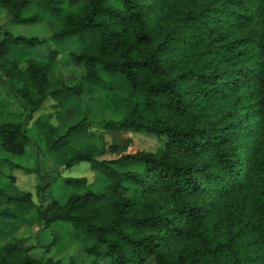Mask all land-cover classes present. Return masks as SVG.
Returning a JSON list of instances; mask_svg holds the SVG:
<instances>
[{
  "label": "trees",
  "instance_id": "1",
  "mask_svg": "<svg viewBox=\"0 0 264 264\" xmlns=\"http://www.w3.org/2000/svg\"><path fill=\"white\" fill-rule=\"evenodd\" d=\"M0 9L13 24L52 29L0 37V77L21 107L0 100V152L24 156L45 102L64 105L86 85L107 92L103 128L163 140L106 158L115 144H75L90 134L87 116L65 130L39 116L48 152L67 167L89 163L107 183L66 177L65 197L42 206L1 170L34 169L0 155V264H87L32 253L71 242L89 264H264V0H0ZM68 39L78 47L69 60L85 70L74 84L50 46ZM41 45L48 52L36 57ZM53 180L39 185L41 203ZM35 223L52 231L49 242ZM21 226L37 243H25Z\"/></svg>",
  "mask_w": 264,
  "mask_h": 264
},
{
  "label": "rangeland",
  "instance_id": "2",
  "mask_svg": "<svg viewBox=\"0 0 264 264\" xmlns=\"http://www.w3.org/2000/svg\"><path fill=\"white\" fill-rule=\"evenodd\" d=\"M10 19L11 15L9 11L0 9V37H3L7 31L16 35L39 37H48L52 33V29L45 22L39 24H13L10 22ZM50 46L54 49H59L62 55H64V57L62 56L63 58L61 57L58 70L61 79L65 83L74 84L76 81L85 79L83 66H78L69 60V51L78 52L76 39H68L60 43L50 41ZM35 52L36 57H44L48 52V47L47 45H41ZM106 93L104 88L95 87L91 89L89 85H86L82 96L72 98L64 105L58 104L53 98H49L42 109L34 115L33 120L28 124L34 138V143L31 144L27 153L24 156H15L0 152V155H6L11 161L34 170L28 172L25 169H11L8 165H5L1 168L4 176L12 175L14 178L13 185L20 191L31 192L34 195V201L42 206H45L53 196L65 197L66 189L64 188L63 180L66 177L85 176L88 178L90 186L95 190L102 189L107 183L105 175L91 168L89 163L80 162L71 167H67V164L59 159L57 155H53L45 149L44 135L34 126V121L41 115H51L50 119L52 123L60 126L62 130H65L68 126L79 122L87 116V120H91V124L88 126V132L90 134L78 138L75 144L80 145L81 142H89L96 144L98 147L104 144L110 147L112 144H115V151L108 152L105 155L106 158H116L121 154L131 153L137 150H158L163 140L157 139L156 136L145 132H116L105 129L99 124V120L103 116L104 118L113 116L112 111L108 110L109 108H105L106 98L104 97ZM0 100L5 101L7 108L10 110H21L18 101L11 96L10 86L7 80L2 77H0ZM163 138L165 139V137ZM53 178L54 180L51 186L44 193L47 200L41 203L37 195V189L41 183H47ZM31 228L34 233H38L40 243H46L51 240L52 231L50 229H43L37 223ZM18 235L20 237H26L25 243L29 245L37 243L38 241L30 235V229L26 226H21ZM7 240V238H0V243H4ZM32 253L36 256H43L45 259L50 257L55 260L62 259L64 262H67L71 256H75L79 261L87 262V264L93 259V256L82 253L80 246L73 242L55 247L48 253L43 252L41 248H34ZM108 262H110L108 258L102 260V264H111ZM149 264H155V261L152 259Z\"/></svg>",
  "mask_w": 264,
  "mask_h": 264
}]
</instances>
